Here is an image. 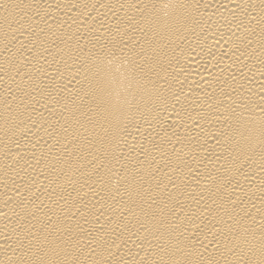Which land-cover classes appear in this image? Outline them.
Instances as JSON below:
<instances>
[{
	"label": "bare ground",
	"instance_id": "bare-ground-1",
	"mask_svg": "<svg viewBox=\"0 0 264 264\" xmlns=\"http://www.w3.org/2000/svg\"><path fill=\"white\" fill-rule=\"evenodd\" d=\"M0 264H264V0H0Z\"/></svg>",
	"mask_w": 264,
	"mask_h": 264
}]
</instances>
